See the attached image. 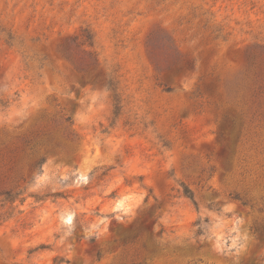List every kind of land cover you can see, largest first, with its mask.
Segmentation results:
<instances>
[{"label": "rangeland", "instance_id": "1", "mask_svg": "<svg viewBox=\"0 0 264 264\" xmlns=\"http://www.w3.org/2000/svg\"><path fill=\"white\" fill-rule=\"evenodd\" d=\"M7 190L0 264H264V0H0Z\"/></svg>", "mask_w": 264, "mask_h": 264}, {"label": "trees", "instance_id": "2", "mask_svg": "<svg viewBox=\"0 0 264 264\" xmlns=\"http://www.w3.org/2000/svg\"><path fill=\"white\" fill-rule=\"evenodd\" d=\"M82 37H83V42L87 43L89 46H92L93 45V35L91 32L87 31L86 29L83 30V33H82ZM77 38L74 37V40ZM66 49V48H65ZM67 51V50H65ZM66 55L68 56H71L70 54H67L65 52ZM89 55H91V53H89ZM92 64L93 65H96L97 64V59L96 58H92ZM78 71H81V72H84V69L82 67L80 68H76ZM114 77L111 76V74H108L106 75V79H105V84L107 85L108 88H110L112 91H113V100H114V115L115 117L119 114V111H120V106H119V99H118V94L116 92V86L114 85ZM41 162V159L38 160L34 167H36L37 165H39ZM21 192H13L11 190H7V191H4V192H1L0 195H4L3 199L1 200L2 201V204L1 206L5 205L6 203H9L10 205H12L15 200L17 199L18 195L20 194ZM184 193L185 195L190 198L191 200H193V195H192V192L188 189V188H185L184 190ZM10 208H13V207H10ZM3 213H0V218L2 217Z\"/></svg>", "mask_w": 264, "mask_h": 264}]
</instances>
